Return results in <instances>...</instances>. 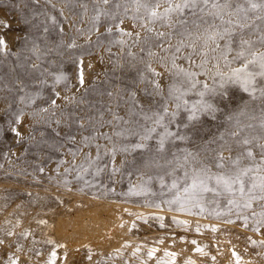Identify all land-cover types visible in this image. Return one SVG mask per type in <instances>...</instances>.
<instances>
[{
    "label": "rangeland",
    "instance_id": "obj_1",
    "mask_svg": "<svg viewBox=\"0 0 264 264\" xmlns=\"http://www.w3.org/2000/svg\"><path fill=\"white\" fill-rule=\"evenodd\" d=\"M36 7L31 0H0V19L12 24L4 37L8 51L0 52V264H264V216L251 214L253 210L262 211L258 206L229 212L221 201L218 205L205 204L203 212L190 205L181 211L177 205L162 203L171 194L133 195L134 185L141 181L131 167L110 177L109 168H104L109 156L103 153L113 143L124 141L115 136L112 142L99 137L86 147L83 137L94 135L93 125L111 134L113 126L100 124L112 120V112L128 119L124 101L118 107L114 97L107 95L129 86L135 76L133 71H113L112 62L123 53L109 41L118 39L119 32L113 28L109 34L106 23H101L103 47L96 46L95 35L90 45L83 37L77 40L84 45L82 49L61 47L62 40L69 42L78 35L69 24L85 31L91 25L81 22L78 16L73 20L67 7L69 21L65 22L58 5V9L49 10L64 27V34L57 30L47 39H38L43 34L33 29L21 40L16 19L31 18ZM120 27L130 30V22ZM34 39L40 48L38 53L31 51ZM108 47L111 53L106 51ZM85 50L92 54L83 57L85 84L80 85L75 61ZM33 63L38 68L33 69ZM121 63L126 64L123 59ZM61 75L66 79L56 83V77ZM26 95L33 96L35 103H21L20 98ZM230 95V102L213 100L221 111L216 113V121L201 117L202 130L196 134L195 144L177 141L170 146L173 151L195 150L210 139L218 125L226 123L228 114L246 104L250 110L256 108L259 115V101L250 102L248 94L238 86L230 87ZM66 97L75 99L70 103ZM53 99L59 106L55 111L62 123L49 126L39 116L33 119L39 109L49 108L51 112ZM139 99L145 102L143 93H139ZM188 99L195 103L199 97L193 92ZM21 111L23 115L17 120ZM185 116L181 112L177 123ZM241 119L247 122L246 117ZM80 121L84 122L83 128ZM13 129L21 135L17 136ZM69 135L75 137V143L67 139ZM97 144L102 159L96 164L104 168L99 175L96 164L89 167V156L91 160L96 158ZM123 159L117 154L116 165ZM158 189L155 183L153 190ZM229 220L233 223H227ZM153 249L154 256H149Z\"/></svg>",
    "mask_w": 264,
    "mask_h": 264
},
{
    "label": "snow or ice",
    "instance_id": "obj_2",
    "mask_svg": "<svg viewBox=\"0 0 264 264\" xmlns=\"http://www.w3.org/2000/svg\"><path fill=\"white\" fill-rule=\"evenodd\" d=\"M31 3L38 6L32 10L31 18L16 19L21 40L31 35L33 29L42 32L38 39H47L57 30L64 34V27L49 10L58 9V5L59 15L65 22L69 21L65 15L67 7L73 13V20L78 16L81 22L91 25L85 31L69 24L78 35L69 42L62 40L61 47L82 49L84 45L77 40L83 37L85 44L90 45L93 35L97 36L96 46L103 47L101 23H106L107 33L111 34L113 28L119 32L118 39L109 41L123 53L112 62L113 71H133L135 76L129 86L109 91L107 95L114 97L118 107L119 102L124 101L128 119L109 108L113 119L101 123L100 127L106 123L113 126L114 131L111 134L100 132L93 125L94 135L83 137L86 147L99 137L112 142L115 136L124 141L113 143L103 153L109 156L104 168H109L110 177L131 167L141 181L134 185L133 195L166 197L171 194V198L162 203L177 205L181 211L190 205L203 212L205 204L218 205L223 201L229 212L233 208L251 210L256 205L262 211L253 210L251 214L264 216V0H31ZM126 21L130 22V30L120 27ZM11 29L10 22L0 19V52L8 51L4 37ZM31 51H40L35 39ZM106 51L111 53V47ZM91 54L85 50L76 57L80 85L85 84L83 57ZM121 59L126 64H122ZM31 67L36 69L38 65L33 63ZM64 79L63 75L57 76L56 83ZM231 86H238L248 94L250 102L259 101V115L256 108L250 110L246 104L228 114L226 123L218 125L210 139L195 150L173 151L170 146L177 141L195 144V136L202 130V116L217 120L216 113L221 109L213 100L230 102ZM21 88L23 90V86ZM193 92L199 100L190 103L188 97ZM139 93H143L144 103ZM65 99L71 103L75 98ZM20 100L35 103L30 95ZM51 106V112L49 108L39 109L33 119L39 116L49 126L51 123L60 125L62 120L56 116L55 109L59 106L55 99L51 100ZM181 112L186 116L177 123ZM22 115L21 111L17 120ZM241 117H246L247 122ZM79 123L83 128L84 122ZM13 131L21 135L16 129ZM67 139L76 142L74 136L69 135ZM96 147V158L91 160L89 156V167L102 159L100 145ZM117 154L124 157L119 165L115 163ZM104 168L96 164V174ZM155 183L159 184L158 191L153 190ZM155 206L159 208L160 204ZM155 251L151 250L148 255L154 256ZM197 251L203 250L197 248Z\"/></svg>",
    "mask_w": 264,
    "mask_h": 264
}]
</instances>
